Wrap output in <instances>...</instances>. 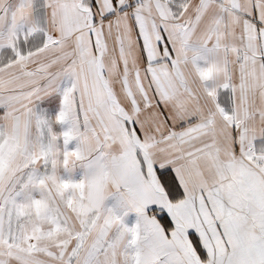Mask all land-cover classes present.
<instances>
[{
	"label": "snow or ice",
	"instance_id": "1",
	"mask_svg": "<svg viewBox=\"0 0 264 264\" xmlns=\"http://www.w3.org/2000/svg\"><path fill=\"white\" fill-rule=\"evenodd\" d=\"M0 264H264V0H0Z\"/></svg>",
	"mask_w": 264,
	"mask_h": 264
}]
</instances>
